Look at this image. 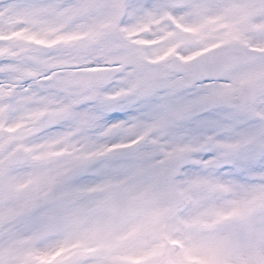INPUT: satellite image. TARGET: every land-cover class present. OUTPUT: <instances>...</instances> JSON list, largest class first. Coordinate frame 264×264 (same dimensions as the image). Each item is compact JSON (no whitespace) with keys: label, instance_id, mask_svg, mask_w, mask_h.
I'll use <instances>...</instances> for the list:
<instances>
[{"label":"snow or ice","instance_id":"6c2138e0","mask_svg":"<svg viewBox=\"0 0 264 264\" xmlns=\"http://www.w3.org/2000/svg\"><path fill=\"white\" fill-rule=\"evenodd\" d=\"M0 264H264V0H0Z\"/></svg>","mask_w":264,"mask_h":264}]
</instances>
